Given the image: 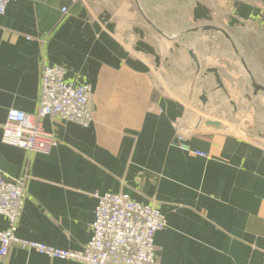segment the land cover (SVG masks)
Instances as JSON below:
<instances>
[{
    "label": "crops",
    "instance_id": "0c3cea01",
    "mask_svg": "<svg viewBox=\"0 0 264 264\" xmlns=\"http://www.w3.org/2000/svg\"><path fill=\"white\" fill-rule=\"evenodd\" d=\"M136 6L135 0H16L0 14V172L28 175L17 236L81 250L91 237L93 194L127 193L165 216L155 235L157 264H264V93L247 92L241 62L264 86V0ZM45 63L64 66L66 81L91 86L93 119L82 127L45 117L58 145L30 153L2 143V128L9 109L37 112ZM211 65L224 89L212 73L202 76ZM241 95L251 102L243 105ZM233 97L242 113L234 126L227 119ZM205 118L229 126L211 128ZM179 120L190 147L206 156L178 147ZM6 227L0 214V230ZM0 264L80 263L12 245Z\"/></svg>",
    "mask_w": 264,
    "mask_h": 264
},
{
    "label": "built area",
    "instance_id": "2783aa9c",
    "mask_svg": "<svg viewBox=\"0 0 264 264\" xmlns=\"http://www.w3.org/2000/svg\"><path fill=\"white\" fill-rule=\"evenodd\" d=\"M16 0H0V14ZM66 12V8H62ZM62 65L43 64L40 78L39 106L35 114L9 109L2 128L4 144L23 148L30 153L48 154L58 145L55 134L43 126L45 117H55L90 126L92 88L75 85L65 79ZM183 120L173 123L175 143L186 152L206 156L193 150L187 142L188 129ZM27 174L8 178L0 172V214L7 227L0 230V258L5 259L12 245L35 250L51 259L80 264H157L155 235L166 225L163 213L154 203H140L127 193L93 194L96 199L91 237L81 250L55 248L17 236L26 191Z\"/></svg>",
    "mask_w": 264,
    "mask_h": 264
},
{
    "label": "water",
    "instance_id": "95a60500",
    "mask_svg": "<svg viewBox=\"0 0 264 264\" xmlns=\"http://www.w3.org/2000/svg\"><path fill=\"white\" fill-rule=\"evenodd\" d=\"M137 1H138V0H135V8L137 7V6H136ZM146 25H147L148 27H151V28L157 30L159 33H161V34H163V35H165V36H167V37H169V38H172V39H174V40H178V38L180 37V36H178V35H176V34H173V33H169V32H167L163 27H161L160 25H157V24H155V23H153V22H149V23H147ZM204 29H205V30H209V29H211V28H209V27L207 26V27H205ZM188 53H189L190 58L193 60L195 66H196V68H197V70H200V68H201L202 66L200 65V62H199L198 58L196 57V55H195L194 53H190V52H188ZM241 62H242V64H243L244 68H245L246 73L249 75V86H248V87L250 88V95H251V96H256V95H258V94L261 93V92L264 93V86L261 85L260 83H258V82L253 78V76H252L250 70L247 68V66L245 65V63H244L243 61H241ZM207 65H208V64H207ZM208 73H212V74L214 75V78H215V80H216V88H222V89H224V86H223L222 80L220 79L219 73H218L217 69L215 68V65H211V67H209V68H208V67L205 68V70H204L203 73H202V76L204 77V76H206ZM251 96H250V97H246V96H243V97H242V95H241V100H242V102H243V105H244V103L246 102V101L244 100V97H245L248 101H251ZM233 98H234V99H231V100H232V101H231V104L233 105V109H236V106H237L238 103L236 102L235 97H233ZM206 99H207V98H206L205 95H202V96H201V100H202L203 103L206 102ZM246 103H247V102H246ZM204 123H205L206 126L211 127V128H215V129H224V128H226L221 122L216 121V120H211V119H207V118H205V119H204ZM262 136L264 137V135H262Z\"/></svg>",
    "mask_w": 264,
    "mask_h": 264
},
{
    "label": "rangeland",
    "instance_id": "374dc122",
    "mask_svg": "<svg viewBox=\"0 0 264 264\" xmlns=\"http://www.w3.org/2000/svg\"><path fill=\"white\" fill-rule=\"evenodd\" d=\"M249 86V83H248V85H247V92H250V88L248 87ZM244 100L246 101V102H251V101H248L245 97H244ZM237 107V106H236ZM240 114H242L241 112H237V110L236 109H233V111L231 112V113H229L228 114V117H227V119H228V121H230V123H232L233 124V126H234V124L236 123V121H239V115ZM250 115H251V117L250 118H252V121L254 120L255 122H257V125L259 126V122H258V120H257V118H256V116L254 115V114H252V113H250ZM263 115H264V110H263ZM226 128L229 126L228 124H223Z\"/></svg>",
    "mask_w": 264,
    "mask_h": 264
}]
</instances>
